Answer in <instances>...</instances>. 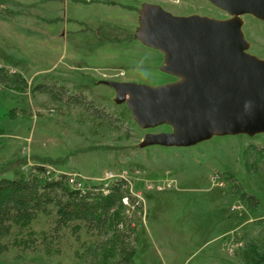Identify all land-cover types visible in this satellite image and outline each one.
<instances>
[{"label": "rangeland", "instance_id": "obj_1", "mask_svg": "<svg viewBox=\"0 0 264 264\" xmlns=\"http://www.w3.org/2000/svg\"><path fill=\"white\" fill-rule=\"evenodd\" d=\"M147 4L180 16L230 17L208 0H0V65L23 75L30 87L46 84L82 95L121 123L100 122L28 88L1 90L0 179L24 175L34 165L47 167L54 178L75 175L82 185L100 183L108 171L173 177L172 189L148 192L146 217L138 215L145 232L135 227L140 244L134 264H254L250 249L264 254V234L256 225L264 220V165L248 173L242 152L264 144V134L213 136L183 148L144 146L147 134L172 128L139 126L126 102L118 104L114 89L101 83H173L174 75L161 69L164 53L137 35ZM241 20L247 51L264 59V21L251 14ZM223 172L259 199L255 215L230 192ZM50 225V217L40 214L28 230L32 238L1 239L7 250L0 252V264H84L81 254L94 238L66 234L45 245L41 238ZM19 239L28 247L15 246Z\"/></svg>", "mask_w": 264, "mask_h": 264}, {"label": "water", "instance_id": "obj_2", "mask_svg": "<svg viewBox=\"0 0 264 264\" xmlns=\"http://www.w3.org/2000/svg\"><path fill=\"white\" fill-rule=\"evenodd\" d=\"M230 17L172 14L157 4L142 11L137 35L162 51V70L177 77L161 87L102 80L126 102L143 128L167 125L169 133L147 134L144 146L191 147L213 136L264 134V59L247 51L241 15L264 21V0H208ZM252 102L250 115L244 114ZM243 116L241 119L240 117Z\"/></svg>", "mask_w": 264, "mask_h": 264}, {"label": "trees", "instance_id": "obj_3", "mask_svg": "<svg viewBox=\"0 0 264 264\" xmlns=\"http://www.w3.org/2000/svg\"><path fill=\"white\" fill-rule=\"evenodd\" d=\"M53 87L46 84L30 87L23 75L0 65V101L2 91L23 92L28 88L56 103L81 108L100 122L111 126L121 124L116 116L96 109L82 95L69 96L65 88ZM13 113L14 110H10L8 114L13 116ZM242 160L248 173H259L264 165V144L245 147ZM46 172L47 167L34 165L24 175L0 179V240L23 237L26 233L32 238L33 234L28 230L42 214L51 219L49 233L41 238L43 244L61 241L66 234L78 240L80 234L84 233L95 240L81 254L84 264H134L138 252L135 245L139 246V234L145 231L138 217L141 209L136 208L128 215L121 203V199L128 195L123 184L115 183L106 190L89 185L81 191L68 183L66 174L54 178L46 175ZM220 178L228 184L230 192L238 197L250 215L260 210L259 199L246 192L233 174L223 172ZM145 196L150 200V196ZM131 222L134 226H130ZM256 225L264 234V220ZM135 227L139 228L140 233L135 231ZM14 243L18 247H28L26 241L20 239ZM6 250V245L0 244V252ZM248 258L254 264L264 263V254L254 250V247L250 249Z\"/></svg>", "mask_w": 264, "mask_h": 264}, {"label": "built area", "instance_id": "obj_4", "mask_svg": "<svg viewBox=\"0 0 264 264\" xmlns=\"http://www.w3.org/2000/svg\"><path fill=\"white\" fill-rule=\"evenodd\" d=\"M65 174V173H60ZM46 175H50L47 169ZM68 183L81 191H84L86 187L77 181L75 175L66 174ZM50 177H53L50 175ZM215 181L218 177L214 178ZM115 183H122L125 187L128 195L121 199V203L126 207V213L138 208L141 209L143 218L146 214V196L148 192H162L172 189L176 186V180L173 177L164 175L162 177L150 178L144 171L133 169L132 171L120 170L118 172L108 171L105 173L104 178L98 184H94L100 187L101 190L109 189L111 185ZM219 186V184H217ZM240 207L233 206L232 210H239ZM140 214V215H141ZM141 215V216H142Z\"/></svg>", "mask_w": 264, "mask_h": 264}, {"label": "clouds", "instance_id": "obj_5", "mask_svg": "<svg viewBox=\"0 0 264 264\" xmlns=\"http://www.w3.org/2000/svg\"><path fill=\"white\" fill-rule=\"evenodd\" d=\"M251 109H252V102L251 101H246L244 105V114L245 115H250L251 114ZM241 119L243 116L240 117Z\"/></svg>", "mask_w": 264, "mask_h": 264}, {"label": "crops", "instance_id": "obj_6", "mask_svg": "<svg viewBox=\"0 0 264 264\" xmlns=\"http://www.w3.org/2000/svg\"><path fill=\"white\" fill-rule=\"evenodd\" d=\"M164 64V63H163ZM177 80V77L176 76H174V80H173V83H174V81H176ZM124 81H127V80H124Z\"/></svg>", "mask_w": 264, "mask_h": 264}, {"label": "bare ground", "instance_id": "obj_7", "mask_svg": "<svg viewBox=\"0 0 264 264\" xmlns=\"http://www.w3.org/2000/svg\"><path fill=\"white\" fill-rule=\"evenodd\" d=\"M59 177V176H58Z\"/></svg>", "mask_w": 264, "mask_h": 264}]
</instances>
